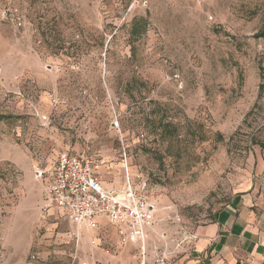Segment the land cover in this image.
Returning <instances> with one entry per match:
<instances>
[{
  "label": "rangeland",
  "instance_id": "1",
  "mask_svg": "<svg viewBox=\"0 0 264 264\" xmlns=\"http://www.w3.org/2000/svg\"><path fill=\"white\" fill-rule=\"evenodd\" d=\"M263 148L264 0H0V264H173ZM63 151L146 182L145 246L46 219L34 174Z\"/></svg>",
  "mask_w": 264,
  "mask_h": 264
},
{
  "label": "built area",
  "instance_id": "2",
  "mask_svg": "<svg viewBox=\"0 0 264 264\" xmlns=\"http://www.w3.org/2000/svg\"><path fill=\"white\" fill-rule=\"evenodd\" d=\"M46 119V116H43ZM142 135V134H141ZM120 155L126 159L125 150ZM91 156L75 152L58 153L51 169V181L45 186L44 213L55 205L64 212L70 227V237L79 240L80 228L95 229L99 218H106L121 243L133 240L144 246L146 230H155L156 205L146 193V182L135 186L130 180L121 187H105L94 169ZM90 243L95 245L96 238ZM75 264H87L77 261Z\"/></svg>",
  "mask_w": 264,
  "mask_h": 264
},
{
  "label": "crops",
  "instance_id": "3",
  "mask_svg": "<svg viewBox=\"0 0 264 264\" xmlns=\"http://www.w3.org/2000/svg\"><path fill=\"white\" fill-rule=\"evenodd\" d=\"M56 158L57 156L49 168L43 167L37 171V175L34 174L35 177H41L47 171L49 178L46 185L51 181V169ZM95 170L105 187H121L126 183L125 176L117 183H107L103 175ZM251 172L242 189L231 201L219 209L210 221L198 225L192 231L187 248L183 250L181 258L173 264H264V148L256 154ZM53 216L61 217L67 222L64 212L55 205L47 209L46 219ZM100 229L98 224L94 230L98 233ZM148 232L154 233L152 230H146L144 246L149 237ZM97 233L90 236V239H97ZM117 244L119 247L138 244L141 248V244L133 240H127L124 244L119 240ZM98 246L99 242L93 245ZM92 251L94 257V253L98 252Z\"/></svg>",
  "mask_w": 264,
  "mask_h": 264
},
{
  "label": "trees",
  "instance_id": "4",
  "mask_svg": "<svg viewBox=\"0 0 264 264\" xmlns=\"http://www.w3.org/2000/svg\"><path fill=\"white\" fill-rule=\"evenodd\" d=\"M138 21H140V19H135L134 20V23L132 25V30L131 32L132 33H137V30H136V25L138 23ZM145 22V21H144ZM152 127L155 128V129H160L161 131L165 130V128H167L169 126V122H165V120L161 117H154L152 118Z\"/></svg>",
  "mask_w": 264,
  "mask_h": 264
},
{
  "label": "bare ground",
  "instance_id": "5",
  "mask_svg": "<svg viewBox=\"0 0 264 264\" xmlns=\"http://www.w3.org/2000/svg\"><path fill=\"white\" fill-rule=\"evenodd\" d=\"M37 175V174H36Z\"/></svg>",
  "mask_w": 264,
  "mask_h": 264
}]
</instances>
